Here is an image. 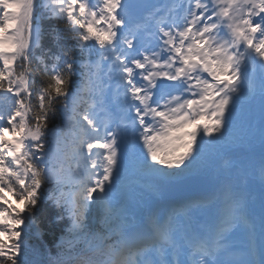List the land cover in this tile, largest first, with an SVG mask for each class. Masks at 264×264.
Wrapping results in <instances>:
<instances>
[{
    "label": "snow or ice",
    "instance_id": "1",
    "mask_svg": "<svg viewBox=\"0 0 264 264\" xmlns=\"http://www.w3.org/2000/svg\"><path fill=\"white\" fill-rule=\"evenodd\" d=\"M45 14L71 34L57 52L41 43ZM257 94L264 103V0H0V264H34L28 238L44 199L69 221L55 264H264V197L259 244L249 201L228 185L150 215L146 229L117 200L130 160L189 175L207 138ZM217 204L210 223L194 219Z\"/></svg>",
    "mask_w": 264,
    "mask_h": 264
},
{
    "label": "trees",
    "instance_id": "2",
    "mask_svg": "<svg viewBox=\"0 0 264 264\" xmlns=\"http://www.w3.org/2000/svg\"><path fill=\"white\" fill-rule=\"evenodd\" d=\"M64 24L61 21L48 18L47 14L42 20V45L45 50L51 49L52 52H57L60 46H68L71 43V34L63 31ZM57 37L59 40L57 42ZM78 80V77H74V81ZM39 78L37 79V85H39ZM9 101L6 99L0 100V108L7 109ZM57 114L51 119L52 124H58L60 122L62 108L57 105ZM69 165L71 161L67 162ZM132 173L126 176L125 189L135 187L136 184L147 185L150 183V179L143 176V174L132 165ZM120 192V191H118ZM126 197V194H124ZM64 215L63 210L57 208L53 202L49 199L42 200L38 205L35 216L36 222L39 226V236L31 234L28 238L30 243L38 253L32 257L34 264H55V257L57 253L61 251L60 245L62 243V237H66L69 221L67 218L64 220H57V217ZM134 214L130 213V217ZM99 228V227H97ZM67 246L65 242V247Z\"/></svg>",
    "mask_w": 264,
    "mask_h": 264
},
{
    "label": "rangeland",
    "instance_id": "3",
    "mask_svg": "<svg viewBox=\"0 0 264 264\" xmlns=\"http://www.w3.org/2000/svg\"><path fill=\"white\" fill-rule=\"evenodd\" d=\"M147 175H151V174H147ZM151 176H154V175H151ZM155 177L161 180H166V178H161L158 176H155ZM100 220H101V216H100L99 211L96 208H93L89 216L90 226L94 229H96L97 227H100Z\"/></svg>",
    "mask_w": 264,
    "mask_h": 264
},
{
    "label": "water",
    "instance_id": "4",
    "mask_svg": "<svg viewBox=\"0 0 264 264\" xmlns=\"http://www.w3.org/2000/svg\"><path fill=\"white\" fill-rule=\"evenodd\" d=\"M190 180V184H187ZM188 180H179V181H175L172 183V186H174L176 188L177 191L183 192V190H186L187 188H189V185H195V179L194 177H189Z\"/></svg>",
    "mask_w": 264,
    "mask_h": 264
}]
</instances>
